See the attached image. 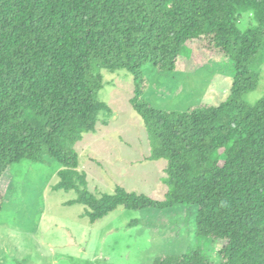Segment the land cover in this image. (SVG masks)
Masks as SVG:
<instances>
[{
    "label": "trees",
    "instance_id": "16d2710c",
    "mask_svg": "<svg viewBox=\"0 0 264 264\" xmlns=\"http://www.w3.org/2000/svg\"><path fill=\"white\" fill-rule=\"evenodd\" d=\"M252 13L257 25L241 30ZM187 44L229 60L219 103L159 109L143 98L144 73L173 72ZM264 0H0V180L23 160L61 165L53 190H74L90 224L123 207L195 208L200 236L220 242L217 264H264V96L259 81ZM133 77L130 99L151 138L145 160H167L166 200L117 186L93 195L72 146L110 115L97 98L101 70ZM4 195L0 192V214ZM152 264H214L197 250Z\"/></svg>",
    "mask_w": 264,
    "mask_h": 264
},
{
    "label": "rangeland",
    "instance_id": "374dc122",
    "mask_svg": "<svg viewBox=\"0 0 264 264\" xmlns=\"http://www.w3.org/2000/svg\"><path fill=\"white\" fill-rule=\"evenodd\" d=\"M257 25L253 14H243L241 30ZM259 81L245 101L255 104L264 96V48ZM97 98L110 109L98 118L93 132H85L72 148L78 155L77 172L95 196L113 194L117 186L166 200L167 160H145L151 138L141 116L132 108L133 77L124 71L101 70ZM143 98L164 110H185L199 104L225 101L231 90L228 59L187 44L173 72L144 73ZM61 165L23 160L9 167L0 180L4 195L0 214V264H152L162 254L197 250L209 263L220 261V242L200 236L195 208L171 205L164 209L117 208L90 224L85 207L67 202L74 190H53Z\"/></svg>",
    "mask_w": 264,
    "mask_h": 264
}]
</instances>
